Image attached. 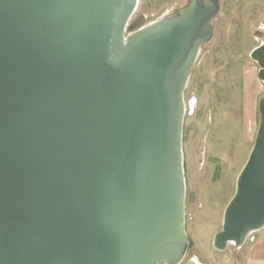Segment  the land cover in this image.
I'll return each mask as SVG.
<instances>
[{"label": "water", "instance_id": "1", "mask_svg": "<svg viewBox=\"0 0 264 264\" xmlns=\"http://www.w3.org/2000/svg\"><path fill=\"white\" fill-rule=\"evenodd\" d=\"M0 0V264H179L184 91L220 0ZM264 81V45L251 53ZM214 246L264 228V97ZM195 262H190L194 264Z\"/></svg>", "mask_w": 264, "mask_h": 264}, {"label": "rangeland", "instance_id": "2", "mask_svg": "<svg viewBox=\"0 0 264 264\" xmlns=\"http://www.w3.org/2000/svg\"><path fill=\"white\" fill-rule=\"evenodd\" d=\"M189 0H138L129 25L148 26ZM213 35L202 44L184 91L182 153L186 254L179 264H248L250 245L214 246L260 123L264 81L251 53L264 45V0H220ZM258 232L245 243H254Z\"/></svg>", "mask_w": 264, "mask_h": 264}, {"label": "crops", "instance_id": "3", "mask_svg": "<svg viewBox=\"0 0 264 264\" xmlns=\"http://www.w3.org/2000/svg\"><path fill=\"white\" fill-rule=\"evenodd\" d=\"M257 239L254 243H244L242 248L250 245L248 252V264H264V228L257 231Z\"/></svg>", "mask_w": 264, "mask_h": 264}, {"label": "bare ground", "instance_id": "4", "mask_svg": "<svg viewBox=\"0 0 264 264\" xmlns=\"http://www.w3.org/2000/svg\"><path fill=\"white\" fill-rule=\"evenodd\" d=\"M194 264H198V263L195 262Z\"/></svg>", "mask_w": 264, "mask_h": 264}]
</instances>
